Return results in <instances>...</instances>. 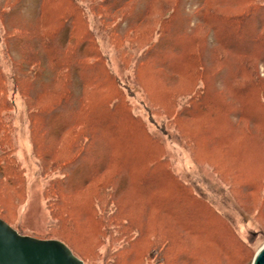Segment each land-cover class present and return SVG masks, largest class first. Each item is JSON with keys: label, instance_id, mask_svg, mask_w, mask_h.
I'll return each mask as SVG.
<instances>
[{"label": "trees", "instance_id": "1", "mask_svg": "<svg viewBox=\"0 0 264 264\" xmlns=\"http://www.w3.org/2000/svg\"><path fill=\"white\" fill-rule=\"evenodd\" d=\"M137 1L36 0L31 15L18 17L13 13L27 0L0 9L6 24L5 51L17 71L11 77L14 88L30 99L29 123L32 132L34 128L37 132L34 147L46 158L57 152L65 154V145L71 150L70 166L61 179L66 183L72 175L68 172L84 165V181L70 186L66 193L84 198L85 216L92 220L91 228L84 232L87 238L98 242V233L109 234L107 223L116 224L117 235L111 239L121 242L117 258L175 263L176 256L168 251H176L182 237L169 233L166 238L169 231L158 238L147 237L145 226L150 214H155L179 224L181 234L195 236L204 229L212 230V236L200 243L220 252L218 264H234L232 259L237 264L239 249L227 239L226 230L217 227L218 214L174 173L163 141L134 110L126 85L111 69L98 37L112 43L116 56L138 84L142 77H149L146 74H154L150 68L157 64L171 75L192 78L185 95L169 90L166 82L155 95L146 89L149 113L170 115L178 127L185 125L183 120L195 116L198 98L209 92L208 81L222 74L235 110L243 104L242 95L251 93L244 99H249L246 107L255 99L251 109L259 115H251L249 120L257 123V138L264 142V83L260 84L252 64L264 62V0H144L140 10ZM161 2L169 4L165 14H160ZM185 5L190 10L182 15ZM184 29L183 34H176ZM210 66L217 67L211 71ZM7 79L0 59L3 151L11 142L5 113L14 106ZM248 109L245 113L239 110L238 115H249ZM0 177L12 187L18 184L16 164L0 159ZM92 183L96 189L86 190ZM108 208H112L110 215ZM134 210H139L138 217ZM182 241L184 249L179 251L194 249L187 240ZM132 248L141 252L133 254Z\"/></svg>", "mask_w": 264, "mask_h": 264}, {"label": "rangeland", "instance_id": "2", "mask_svg": "<svg viewBox=\"0 0 264 264\" xmlns=\"http://www.w3.org/2000/svg\"><path fill=\"white\" fill-rule=\"evenodd\" d=\"M16 1L0 0V9ZM35 3L36 0H27L13 13V16L31 15ZM137 4L140 10L144 0H138ZM168 5L164 2L159 4L162 9L160 14L169 11ZM188 10H190L188 5H185L181 10L182 15ZM181 13L180 21L184 18ZM88 15L91 24H94L92 15ZM195 21L193 20V23ZM5 25L0 13V59L8 77L9 96L14 101L12 109L5 113L11 142L6 151L0 147V154H3L0 159L4 161L8 159L9 162L16 164L20 181L12 187L6 183L4 177H0V217L23 235L61 240L73 250L75 255L82 258L84 264H157L152 258L142 260L132 257L125 260L117 258L119 255L117 253L120 251L116 249L121 242L115 237L111 239V236L117 235L113 230L116 224L107 223L109 234L98 233L96 236L98 242L85 236L87 233L84 232L91 228L92 220L88 218L89 216H85L84 198H75L74 195L71 196L73 193L71 195L66 193L67 188L84 181L86 177L84 165L69 170L68 174L72 175H69L66 183L62 181L64 180L62 177L66 174L71 150L65 147L66 145L63 146L65 143L62 145L64 150H67L65 154L63 152L61 155L57 152L51 158L42 157L41 152L34 147L33 137L36 130L33 127L34 132H32L27 109L30 99L14 88L11 77L16 69L13 68L12 57L5 51V46L7 47L3 42ZM185 30H179L176 34L181 35ZM98 38L108 56L111 69L126 85L128 98L134 110L147 121L150 130L163 141L174 173L189 184L194 193L206 199L216 211L219 216L217 227H223L227 239L233 240L239 249L241 256L237 264H249L255 250L264 241V142H260L257 138L259 131L257 123H251L249 120L251 115L255 117L259 115L256 110L251 109L254 107L252 104L255 103V99L250 101L249 107H246L249 99H244L251 93L241 96L243 104L235 110L231 89L226 85L227 78L224 80L222 74L217 77L215 74L208 81L209 92L207 91L208 93L201 95L197 100L200 104L195 116L186 118L183 120L185 125L178 127L171 121L170 115L149 113L147 107L149 94L146 89L151 95L152 93L155 95L157 89H161L166 82L170 86L169 90L185 95L194 82L192 78L171 75L157 64L150 68L154 74H146V76L150 74L149 77L146 79L142 77L138 84L133 80L130 69L125 68L116 56L112 43L101 37ZM172 41L175 43L177 40L172 39ZM252 64L253 71L260 78V84L264 83V62ZM216 67L210 66L211 71ZM56 85L54 88L58 90L60 85ZM184 87L186 89L181 91ZM262 95L264 96V92ZM184 97L181 102L185 101L186 97ZM247 109L249 115H238L239 110L245 113ZM58 150L60 151L61 147ZM59 180L66 185H61ZM250 186L254 187L248 191ZM93 188L95 185L92 183L86 190ZM111 210L112 208H108V215L111 214ZM134 213L137 217L140 214L139 210H134ZM148 219L149 223L145 226L149 230L147 237L158 238L163 235V231H169L164 235L166 238L170 236L169 233L173 235L177 233L182 240L189 242L188 246L194 245L192 251H179L184 249V242L177 240L176 251H168L176 256L174 264H218L220 252L200 243L212 236V230L204 229L201 234L195 236L181 234L179 231L181 226L170 221L169 224L163 216L150 214ZM198 238H201V241ZM131 250L133 254L141 252L136 251L137 248ZM236 260L231 261L235 264Z\"/></svg>", "mask_w": 264, "mask_h": 264}, {"label": "water", "instance_id": "3", "mask_svg": "<svg viewBox=\"0 0 264 264\" xmlns=\"http://www.w3.org/2000/svg\"><path fill=\"white\" fill-rule=\"evenodd\" d=\"M0 264H84L61 240L19 233L0 218ZM249 264H264V241Z\"/></svg>", "mask_w": 264, "mask_h": 264}]
</instances>
